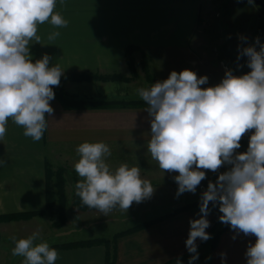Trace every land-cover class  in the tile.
<instances>
[{
    "label": "crops",
    "instance_id": "1",
    "mask_svg": "<svg viewBox=\"0 0 264 264\" xmlns=\"http://www.w3.org/2000/svg\"><path fill=\"white\" fill-rule=\"evenodd\" d=\"M204 2L57 0L55 11L69 22L68 26L56 28L49 22L39 25L37 34L41 41L40 44L30 41V55L35 61L48 54L50 66L58 64L64 74L117 73L131 77L132 68L127 64L126 50L132 46L133 57L151 58L157 73L170 74L173 70L180 72L187 67L198 76H203L198 72H205L204 76L208 77L206 87L215 85L210 83L211 74L221 78L225 73L211 64L210 53H207V65L200 63L192 43L206 38L198 29L204 24L201 20ZM53 31L61 34L54 41H49L47 37ZM107 83H112L114 91L111 92L114 93L105 91L100 95L99 90H94L96 99L92 100L142 99L131 96L129 92L117 93L118 85H125V82ZM95 84L104 87L105 83L95 81ZM50 104L54 113L51 116L46 114V128L40 141L24 136L23 127L16 125L11 118L6 125L5 138L0 141V159L6 161L0 165V215L43 208L46 164L49 163L53 169L63 168L66 178L74 173L77 183L80 177L74 169L79 159L76 148L86 141H102L110 148L111 156L106 158V162L112 170L121 163H127L129 167L139 166L142 178L149 180L155 190L150 198L140 203L133 202L127 212L117 209L105 216L98 211L99 217L111 218L104 222L108 223L104 225V231L111 232L109 235L98 233L72 241L110 238L143 222L158 219L144 228L118 236L110 247L113 245L115 253L113 264H177V260L180 264H188L192 255L185 246L189 221L200 218L201 194L212 181V171L205 170L206 179L200 184L203 188L198 186L194 194L185 192L177 196L178 184L174 176L178 173L162 172L147 151L151 131L146 107L68 109L57 98ZM190 203L194 204L176 211ZM209 209L207 219L210 226L206 232L210 233L215 225L223 230L213 247L208 241L197 238L199 257L194 264H247L245 253L250 243L255 244L256 237L246 236L221 223L219 217L222 213L218 205L213 207L210 202ZM132 210L135 212H130ZM78 213L83 215L82 211L78 210ZM112 218H121L124 223L118 222L114 228L112 223L116 219ZM4 225L0 223V264H23V257L12 255L14 243H4ZM9 225V231L16 227L14 223ZM49 246L58 252L55 264H107V247L104 244L74 248ZM221 254H224L223 260Z\"/></svg>",
    "mask_w": 264,
    "mask_h": 264
},
{
    "label": "clouds",
    "instance_id": "2",
    "mask_svg": "<svg viewBox=\"0 0 264 264\" xmlns=\"http://www.w3.org/2000/svg\"><path fill=\"white\" fill-rule=\"evenodd\" d=\"M56 4L57 0H0V141L10 118L23 127L24 136L40 141L46 114L54 113L50 104L55 98L53 87L59 86L65 71L58 64L50 66L48 54L33 62L30 41L40 44L38 26L45 22L56 28L68 26L55 11ZM60 34L53 31L47 39L54 41ZM241 57H247L250 71L234 75L226 70L214 86L201 87L208 77L184 69L137 89L150 117L147 151L162 172L178 173L174 176L177 196L196 193L206 179L205 170L217 172L224 165L231 166L215 182L209 181L200 198V218L189 221L185 246L192 255L188 264L199 257L197 238H211L206 232L210 202L219 206L222 223L256 237L245 253L247 264H264V44L256 38L253 45L238 48L237 58ZM249 131L248 148L238 153ZM76 152L79 159L74 169L80 177L76 195L89 208L105 216L117 207L127 212L133 202L153 195L155 189L142 178L139 166L121 163L115 170L110 168L106 158L111 151L105 142H83ZM5 163L0 159V165ZM10 239L15 245L12 255L23 257V264H55L58 258L57 250L43 240L39 230L26 238Z\"/></svg>",
    "mask_w": 264,
    "mask_h": 264
},
{
    "label": "rangeland",
    "instance_id": "3",
    "mask_svg": "<svg viewBox=\"0 0 264 264\" xmlns=\"http://www.w3.org/2000/svg\"><path fill=\"white\" fill-rule=\"evenodd\" d=\"M256 1L264 4V0H252V3H249V0H205L202 7L201 20L204 24L199 25L198 29L202 32L206 38L203 40L192 42L195 48V54L198 57L200 63L206 64L208 61V54H211L210 62L221 72H226V70H232L234 75L246 74L250 69L246 65L247 57H241L238 59V48L247 47L255 43L256 38H259L260 44H264V15H260L262 8L256 5ZM240 37H245V40H241ZM257 50H259V45H256ZM131 58L127 61L129 67H135L133 69L134 73H130L131 77L123 81V78L116 80L117 82H125V85H118L120 89L119 92L131 93L133 97L137 96V89L139 88H148L155 83L154 81H149L148 79H157L162 81L168 78L169 74L157 73L155 66L152 64L151 58L146 57H133V51L131 52ZM153 65V66H152ZM207 65V64H206ZM187 69L183 67L182 70ZM201 75H205V72H198ZM70 74V73H67ZM63 74V75H67ZM98 75H111L112 73H96ZM117 74V73H113ZM62 75V76H63ZM120 75V74H117ZM208 75V74H207ZM212 75V76H211ZM210 83L218 84L223 76L219 78L216 74H211ZM123 76V75H120ZM159 76V78H158ZM124 77V76H123ZM162 77V78H161ZM95 81L104 82V87L95 84ZM107 82H112L111 80H94V81H65L60 82V86L68 94L77 99H96L94 90H99L100 95H104L105 91L107 93L113 94L114 87ZM208 85V83L206 84ZM202 85L201 87H206ZM64 86H66L64 88ZM214 86V85H211ZM117 87V86H116ZM110 95V94H105ZM119 95V94H117ZM139 99V98H138ZM252 131L246 133L240 143L241 147L236 151L238 153L245 152L248 148L250 135ZM230 165L222 166L217 172L213 173L212 181L215 182L220 173H223L230 169ZM65 183L63 186V210L62 217L58 209V205H55L52 208L46 209V200L45 206L41 209L32 210V211H44L42 215H34L28 218H17L6 221H0L4 225V243H12L10 239L12 236H15L17 239L26 238L31 235L34 231L39 230L42 234L43 240H45L49 245H61L68 244L75 239L83 238L86 236L99 235L102 233L109 235L108 230L104 231V223L110 221V216L107 218L99 217L97 215V209H79L74 202V196L76 194L75 190V181L76 177L74 173H71L68 178L65 177ZM68 182V183H67ZM204 186L199 185V188ZM58 204V202H57ZM118 207L112 211H117ZM79 211L83 212V215H79ZM120 210V209H119ZM95 215H93V212ZM100 212V211H99ZM135 212V211H130ZM17 213V212H15ZM101 213V212H100ZM123 211L119 214L122 215ZM11 214V213H9ZM62 218V220H61ZM106 219V220H105ZM116 219V220H115ZM116 222L112 223L113 227L116 228L114 224L117 225L118 222L124 223L121 221V218H115ZM131 219V218H130ZM128 221V220H127ZM10 223L15 224V228L8 230L11 225ZM222 223V222H221ZM103 227V228H102ZM134 227V226H133ZM112 228V227H111ZM97 229L101 230L98 231ZM67 235V236H66ZM117 234H113L110 238H97L102 239L108 242L109 248L111 247L112 239ZM67 241V242H66ZM82 241V240H79ZM40 241H36L39 243ZM59 248V247H56ZM74 248V247H68Z\"/></svg>",
    "mask_w": 264,
    "mask_h": 264
},
{
    "label": "trees",
    "instance_id": "4",
    "mask_svg": "<svg viewBox=\"0 0 264 264\" xmlns=\"http://www.w3.org/2000/svg\"><path fill=\"white\" fill-rule=\"evenodd\" d=\"M133 51V47L129 46L126 50V59L127 61L130 60L131 58V52ZM35 62V61H33ZM132 70L131 72L134 73L133 69L134 67H131ZM123 78L124 80H127L128 78H125L123 76L117 75V74H111V75H98L96 73L92 72H87V73H70L67 75H63L61 77L60 82H65V81H75V82H82V81H94V80H103V81H116L120 80ZM149 81H159L155 79H148ZM53 91L55 93V98L58 99L60 104L64 108H116V107H123V108H144L148 107L146 102H144L142 99L138 98H132V99H113V100H91V99H77L68 94L63 88L59 86H54ZM64 173L65 170L61 167L53 169V167L47 163L46 168H45V200H46V209H50L58 205V209L60 211V215L62 217V210H63V202L64 197H63V186L65 183L64 179ZM75 204L78 206L79 209H92L89 208L88 206L84 205L81 201V198L78 197L76 194L73 197ZM58 202V204H57ZM194 203L186 204L176 211L185 209L186 207L193 205ZM44 211H27V212H17V213H11V214H1L0 215V221H6V220H11V219H17V218H28L32 217L34 215H42ZM62 220V218H61ZM158 220V219H156ZM156 220H150L147 222H143L141 224H138L134 226L133 228L129 229L126 232H121L118 233L113 239L112 243L114 240L123 234L133 232L135 230L141 229L146 227L147 225L155 222ZM222 228L216 227V225L211 229V232L209 233L211 238L208 239L207 241L210 243V246L213 247L218 239L219 234L222 232ZM111 243V244H112ZM96 244H104L107 247V264H113L114 259H115V253L113 250V245L112 248H109L107 245L108 242L102 240V239H90V240H84V241H77V242H72L68 244H61V245H54V247H59V248H68V247H78V246H90V245H96Z\"/></svg>",
    "mask_w": 264,
    "mask_h": 264
},
{
    "label": "water",
    "instance_id": "5",
    "mask_svg": "<svg viewBox=\"0 0 264 264\" xmlns=\"http://www.w3.org/2000/svg\"><path fill=\"white\" fill-rule=\"evenodd\" d=\"M256 5L260 6L262 8L260 15H264V4L261 2L256 1Z\"/></svg>",
    "mask_w": 264,
    "mask_h": 264
}]
</instances>
